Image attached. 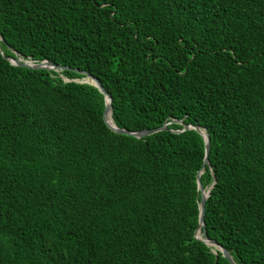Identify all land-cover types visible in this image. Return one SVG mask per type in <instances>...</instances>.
I'll return each mask as SVG.
<instances>
[{"label": "trees", "instance_id": "trees-1", "mask_svg": "<svg viewBox=\"0 0 264 264\" xmlns=\"http://www.w3.org/2000/svg\"><path fill=\"white\" fill-rule=\"evenodd\" d=\"M0 37V264H229L183 125L207 239L264 264V0H0Z\"/></svg>", "mask_w": 264, "mask_h": 264}, {"label": "water", "instance_id": "water-1", "mask_svg": "<svg viewBox=\"0 0 264 264\" xmlns=\"http://www.w3.org/2000/svg\"><path fill=\"white\" fill-rule=\"evenodd\" d=\"M0 41H3L1 37H0ZM13 54L15 56L14 58H10V57H4V58L7 59L12 65H15V66L25 67V68H30V69H47V70H53V71L66 69L64 67L58 66V65L50 63L48 61H41L39 63H34L32 61H28V60L22 59L15 52H13ZM73 71L76 72V73L82 74L83 76H85L88 79H90L91 82H89V81H82V82H85V83H88L90 85H93L103 95L104 100H105V109L103 111L102 117H103L104 123L106 124V126L111 131H113V132H115L117 134L126 135V136H132V137H134L136 139H141L143 137L150 136V135H152L154 133H157L159 131H163V130L167 129L166 125H163L161 127L155 128V129H146V130H141V131H138V132H130V131H127V130H123V129L117 128L113 124V122H112V124H108L106 119H105V117H106V114L108 112L111 113V98H110V96L106 93V91L103 89V87L98 82V80L95 79L93 76L89 75L88 73H86L84 71H80V70H77V69H75ZM172 122L181 124L180 121H172ZM189 129H192V130L196 131L197 133H199L201 135V137L204 140V147H205L204 160H203V163L201 165V169L197 172V176H196L197 188H198V190L200 192L201 199H200V204H199L198 227H197V230H196V233H195V237H196V239L203 241L206 245L213 246L214 248H216L221 253L222 257L225 258L229 262V264H235L233 262L231 256L229 255V253L220 244H218L214 240L207 239V236H206V233H205V230H204L203 216H204V204H205L206 198L209 196V190L207 192H205L203 190V188H202V186L200 184L199 177H200L201 172L207 166L209 167L208 158H207V155H208V152H209V135L206 132L205 128H200L199 126H191V125H187V126L183 125L181 130L175 131V132L179 133V132H182V131H185V130H189ZM197 232H200L202 237H198L197 236ZM208 242L211 245H209Z\"/></svg>", "mask_w": 264, "mask_h": 264}, {"label": "bare ground", "instance_id": "bare-ground-1", "mask_svg": "<svg viewBox=\"0 0 264 264\" xmlns=\"http://www.w3.org/2000/svg\"><path fill=\"white\" fill-rule=\"evenodd\" d=\"M84 81H89V82H91V80L88 79V78L84 79ZM105 119H106V121H107L108 124H112V119H111V113H110V112H108V113L106 114ZM197 236H198V237H202L200 232H197ZM208 243H209V242H208ZM209 245H211V244L209 243Z\"/></svg>", "mask_w": 264, "mask_h": 264}, {"label": "snow or ice", "instance_id": "snow-or-ice-1", "mask_svg": "<svg viewBox=\"0 0 264 264\" xmlns=\"http://www.w3.org/2000/svg\"><path fill=\"white\" fill-rule=\"evenodd\" d=\"M0 243H3V237L0 236Z\"/></svg>", "mask_w": 264, "mask_h": 264}]
</instances>
